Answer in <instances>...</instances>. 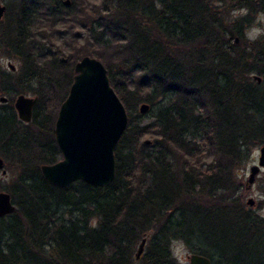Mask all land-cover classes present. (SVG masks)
<instances>
[{
    "label": "trees",
    "instance_id": "1",
    "mask_svg": "<svg viewBox=\"0 0 264 264\" xmlns=\"http://www.w3.org/2000/svg\"><path fill=\"white\" fill-rule=\"evenodd\" d=\"M70 2L22 0L13 25L0 29L37 97L21 134L4 126L14 125L12 113L0 120V155L20 173V191L7 189L16 219L0 225L8 237L0 264H177L171 239L212 264H258L248 255L255 232L264 235V216L243 202L235 168L264 145V44L243 35L264 0ZM242 8L243 16L226 18ZM84 55L106 68L128 122L109 185L57 187L40 166L61 159L55 116ZM163 100L153 121L132 127L128 110ZM53 204L74 206L78 215L54 226L45 263L48 223L65 221ZM150 231L154 242L137 263L132 247Z\"/></svg>",
    "mask_w": 264,
    "mask_h": 264
},
{
    "label": "water",
    "instance_id": "2",
    "mask_svg": "<svg viewBox=\"0 0 264 264\" xmlns=\"http://www.w3.org/2000/svg\"><path fill=\"white\" fill-rule=\"evenodd\" d=\"M70 0H64L66 6ZM5 6L0 2V19ZM237 42V39L235 40ZM65 61V58L61 59ZM14 69L13 65H10ZM107 70L100 60L88 55L82 56L73 67L72 83L68 94L60 104L54 123V138L62 158L53 164L41 165L42 177L57 187H67L80 180L88 185L102 187L109 185L115 177V146L127 126V113L124 105L110 85ZM258 82L259 76L253 75ZM36 98L18 95L15 108L19 118L29 122ZM147 103L139 106V113H146ZM146 143H148L146 141ZM4 163L0 158V169ZM264 169V145L259 148L257 164L250 167L245 191L254 183L256 175ZM246 203L254 204L252 198ZM15 205L7 192H0V217L11 214ZM146 240L138 244L134 259L141 257ZM189 264H212L203 255H187Z\"/></svg>",
    "mask_w": 264,
    "mask_h": 264
},
{
    "label": "rangeland",
    "instance_id": "3",
    "mask_svg": "<svg viewBox=\"0 0 264 264\" xmlns=\"http://www.w3.org/2000/svg\"><path fill=\"white\" fill-rule=\"evenodd\" d=\"M21 1L22 0H1L2 4L6 5V14L3 17V20L1 21L0 27H5V28L7 27V29H8V26L13 25L14 17H16L15 11L20 6ZM212 2L214 3V0H212ZM214 4L218 5V3H214ZM220 6H221V4H220ZM225 13H227V12H225ZM245 13H246V9L242 8V9H239L236 11L228 12V14H226V18L228 20L234 21L237 18H239L240 16H243ZM256 13L257 14L254 16L253 23L247 28V30L243 34L244 39H247V40L248 39L249 40L258 39L264 44V12H256ZM5 39H7V38H5ZM1 42L2 43H0V60H1L2 66L5 67V68L2 67V70H6L9 72V70L5 66V63L7 61H11L16 67V71L14 72V74L17 77H19V74L22 73L23 62L20 63L19 59L11 54V50L7 46V44L10 43L9 41L7 42V40H4V41L1 40ZM14 74H12V75H14ZM31 85H33V83ZM33 86H35V85H33ZM33 86H31L32 89L34 88ZM26 95L33 97L34 93L28 92V93H26ZM164 104H165V101L163 100V101L159 102L157 106L153 107L152 109L147 110L146 113H139V106H137L136 111L135 110H128V112L130 114H132V117H133L132 127H135V125L142 126L144 124H147L148 122L153 121L155 118L154 115L156 114L158 108L163 107ZM37 120H39V118ZM9 123H11V122H9ZM6 124L4 125L6 129L9 130L11 128L12 130L17 132L18 134H21V132L22 131L24 132V130H25L24 129L25 126L23 124H20V122H13L14 125L11 124L12 127H11V125L7 127ZM2 133L3 132L1 131L0 134H2ZM26 133H25V135H26ZM15 144L19 145L20 143L17 142V140H16ZM259 148H260V146H255V147L251 148L248 159L245 161V163H242L241 165H239L237 167V169L235 168V174H236V178H237L236 181H238L240 183V185L242 186L241 187V194L243 195V202H245V205L247 207H249L250 209L256 211V213L264 216V169H261L259 171V173L256 175V177L254 179L255 180L254 183L249 187L248 190L245 191V186H246L247 179L249 176V170L248 169H250V167L252 165L257 164L258 156H259ZM2 159H4V161L6 163L4 168L6 169L7 173H6V175H4V174H2V172L0 170V192L3 191V192L9 193L7 191V189H10L13 191H20V187L18 184V180H19V176H20L19 171L15 168V165H13L11 163V159L5 158V157H2ZM248 198H252L254 200V204L252 206H249L246 203V200ZM51 207L55 211L54 216L57 218L58 217L62 218L65 221H50L48 223V226L46 228L47 232L44 234V237H43V243L44 244L42 246V249H44V251H45L44 253L46 254L45 263L46 262L49 263L50 261H52V256H51V253H49V252L54 247V243L51 242L52 241L51 237H53L55 234L54 226H57V223H59V222H64V224H69L70 220L76 219V216L78 215V213L74 209V206H71V205H62V204L55 205V204H53ZM10 219L15 220L16 216L5 215L0 222V225L3 226L4 223L6 224L7 221ZM88 222H89L90 226H94L96 224V221L94 219H92L91 221H88ZM255 233H256L255 237L253 238L254 240H252L253 246H254V248H252V249H254V250L251 253H253V254L248 255L249 256L248 259L252 260L254 258V262H257L258 264H264V235H263V233L258 232V231H256ZM152 234L153 233L151 231L145 232V233H142L140 237H138L139 240L132 247L133 248V251H132L133 259L135 258L134 254L137 250L138 244L140 243V241L143 238H145L146 243H145V246L143 247L144 251H143L141 257L144 255V253H147L149 251L148 248L150 249V247H151L150 243L154 242ZM7 239H8V237L6 234V229L3 228L2 231H0V247L1 248H3L5 246V244H7ZM167 247H168V250H169V253H170L172 259L174 261H176L177 264H189L188 259H187V255L195 253V252H192L191 249H189L188 243L182 239H171L168 242ZM244 251H246V253H248V252H250V249L245 248ZM195 254H197V253H195ZM140 260L141 259H139V260L134 259V261L137 263Z\"/></svg>",
    "mask_w": 264,
    "mask_h": 264
},
{
    "label": "flooded vegetation",
    "instance_id": "4",
    "mask_svg": "<svg viewBox=\"0 0 264 264\" xmlns=\"http://www.w3.org/2000/svg\"><path fill=\"white\" fill-rule=\"evenodd\" d=\"M0 2H1V0H0ZM1 4H2V2H1ZM4 6H5V12H4V15H5L6 14V5H4ZM2 20H3V18L0 19V25H1ZM9 27L10 26H8V28ZM0 29H1V27H0ZM0 43H2V42L0 41ZM8 45L9 44H7V46ZM19 61H20V63H22L21 59H19ZM10 65H13L14 69H12L10 67ZM5 66L9 70V72L6 70H2V67H4V66H2V63L0 60V119L2 116L3 117L10 116L8 114L12 113L11 115L14 116V122H20V124L25 125V123H23L22 119L19 118L18 112L15 108V100H16L18 95L27 96L26 93L32 92V90H31L32 89L31 86H33V85H31L32 82L28 79V76H27L28 73H27L24 66L22 67V73L19 74V77H17L14 74V72L16 71V67L11 61H7L5 63ZM12 74H14V75H12ZM261 82H262V80H261ZM261 82L257 81L258 84H260ZM17 88H19V89H17ZM27 97H30V96H27ZM33 97L36 98V101L33 105V107H34L36 102H37V97L35 94ZM33 97H31V98H33ZM33 107H32V117H33V111H34ZM32 117L30 119V122L33 119ZM30 122H28V123H30ZM5 165H6V163H4V166Z\"/></svg>",
    "mask_w": 264,
    "mask_h": 264
}]
</instances>
